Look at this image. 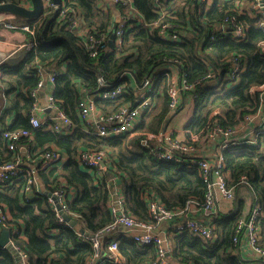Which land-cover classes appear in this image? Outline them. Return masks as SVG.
Segmentation results:
<instances>
[{
  "label": "trees",
  "instance_id": "obj_1",
  "mask_svg": "<svg viewBox=\"0 0 264 264\" xmlns=\"http://www.w3.org/2000/svg\"><path fill=\"white\" fill-rule=\"evenodd\" d=\"M98 1L101 0L69 3L81 12L86 28L102 35L117 23L112 22V9L103 10ZM132 1L133 8L116 4L122 17L128 19L119 50L116 44L113 48L106 44L96 56H91L84 39L68 28L67 19L55 10H44L40 17L29 19L31 31L27 35L33 45L26 50L23 60L17 65L0 66V90L6 97L15 94L11 109L5 112L0 109V154L6 160L13 157L2 142L1 132L5 129L32 133L36 167L45 151L55 148L64 153L67 160L62 167L40 170L38 180L45 192L59 187L61 179L67 183L69 214L79 226L58 224L45 194L23 193V179L0 187V205L8 210L9 225L23 226L24 237L19 241L27 250L31 264H88L94 248L90 242L82 241L79 233L94 235L112 222L109 201L114 177L122 184L128 210L140 219H149L147 192L154 193L169 208H183L190 200L200 203L204 200L206 184L198 168L189 163V156L181 155L177 161L158 159L137 140L131 141L129 148L124 136L102 138L81 128L79 101L85 93L100 88L99 77L111 85L123 73H132L140 83L174 60L179 62L189 82L213 73L201 88L184 96L185 100L194 98L193 115L186 126L194 133L206 131L216 119L223 126L238 125L259 107L260 94L251 89L264 84V55L259 47L264 41V30L258 27L261 16L252 10V0H213L210 5L205 0ZM242 6L245 14L241 13ZM229 16H236L244 23L245 38L237 40L228 35L211 40V34ZM156 22L175 26L178 39L162 38ZM233 58H239L245 66L243 73L234 79L229 76ZM40 66L63 69L54 86V98L76 125L71 134H61L45 126L33 128L30 123L29 114L34 105L31 92L41 80L36 73ZM125 82V93L119 100L98 99L97 106L102 112L109 114L122 105L136 106L137 92L127 79ZM163 93L155 107L142 116L141 128L158 132L171 117L165 88ZM180 108L181 104L177 110ZM10 110L16 113V119L7 127L4 116ZM216 110L219 114L212 116ZM28 142L22 138L20 143ZM85 149L106 153V169L101 175L79 163V153ZM223 154L230 185L235 189L243 186L239 181L246 176L247 188L264 211V132L256 146L232 145ZM240 216L236 212L216 220L210 238L173 230L169 238L171 259L182 264H256V260L237 252L234 245ZM260 236L264 247V215ZM111 240L106 238L105 245ZM119 249L125 258L123 264H149L156 257L153 246L141 245L125 236L120 237ZM0 264H18V260L12 250L0 248ZM102 264L115 263L103 258Z\"/></svg>",
  "mask_w": 264,
  "mask_h": 264
},
{
  "label": "built area",
  "instance_id": "obj_2",
  "mask_svg": "<svg viewBox=\"0 0 264 264\" xmlns=\"http://www.w3.org/2000/svg\"><path fill=\"white\" fill-rule=\"evenodd\" d=\"M69 1L61 0V5L57 8L51 0H43L44 10H55L61 18L67 19L68 28L84 39L91 56H96L100 50L106 47L111 34L115 35L114 45L116 44L118 50L121 49L125 25L128 19L122 17L114 27L109 28L107 33L98 35L96 32L81 26L83 22L82 14L78 9L71 6ZM112 1L114 4L133 8L132 0ZM162 1L167 3L171 0ZM9 2H15L25 8H32L31 0H0V4ZM251 3L252 10L261 16L258 27L264 30V0H252ZM155 26L158 28V34L162 38L178 39L175 26L166 22H156ZM225 26H228L226 30ZM11 27L15 28L12 25ZM22 29L27 32L31 31L29 25L22 27ZM228 35H232L237 40H242L246 36L245 25L236 16L226 17L211 34L210 38L214 41L217 38H223ZM32 45L33 43L28 44L27 46L29 47L27 48L30 49ZM259 47L264 55V41L259 44ZM232 61L229 76L234 79L243 73L245 66L239 58H233ZM162 68L163 70H161ZM162 68L137 83L136 92L138 97L135 107L122 105L118 110L109 114L102 112L98 108L97 101L98 99L108 102L119 100L125 93L127 84L125 80L128 73L120 75L117 82L111 85L105 84V81L99 77L100 88L94 93H85L79 101L78 116L80 125L88 132L102 138L124 136L129 148L132 146L131 141L137 140L158 159L177 161L181 155L189 156V163L198 168L206 184L204 200L201 203L190 200L183 208H169L154 193L147 192L145 199L149 219H140L128 210L125 195L116 183L117 177L112 178L110 184L111 198L109 201V208L113 218L112 222L93 236L79 233V238L82 241L90 242L94 248V255L88 264H102L103 258L115 264H123L125 262V258L119 249L120 237H115L120 227L124 229V235L128 239L141 245L153 246L156 249V257L149 264H182L171 259V243L160 234L158 231L159 227L165 222L176 220L173 225V230L176 233L188 231L196 236L210 238L214 223L219 219L216 216L218 202L222 200L234 201L236 198L235 186L230 185L228 174L225 171L226 164L223 151L229 146L245 143L256 146L259 135L264 132V84L251 89V92H259L260 94V104L257 111L247 114L242 123L238 125L223 126L216 119L206 131L194 133L190 129H186L190 141L180 140L176 135L177 131L169 129L166 122H164L158 132L141 128V116L155 105L156 99L164 88L168 96V107L172 113L178 109L187 93L201 88L206 78L213 77V73H209L204 78L189 82L186 78V73L177 60L171 61L170 64ZM179 69L182 71L180 72ZM61 70L60 68L44 66L37 68L36 73L41 77V80L37 88L31 92L34 105L30 111L29 118L33 128L45 126L47 129H52L61 134H71L76 125L54 98V86L63 73ZM1 76L2 72L0 69V78ZM47 85L51 86L53 90L52 92H44L46 101L45 105H43L40 92L44 91ZM217 114H219L218 110L214 111L212 116ZM243 128L248 130L244 136L241 134ZM1 137L13 157L11 160H6L0 156V187L23 179L25 180L23 193L26 196H33L36 193L45 194V191L40 188L38 172L63 161V154L56 149H49L42 154V162L36 167L34 165L36 163L33 165L28 163L29 160L35 161L32 155L34 137L30 131L5 129L1 132ZM22 138H27L29 141L24 144L28 153L26 159L16 156L18 155ZM218 139L223 142L222 148L218 153L205 155L198 151V142L203 140L213 142ZM78 159L84 168L96 171L99 175L106 169V153L103 150H81ZM239 183L247 187V177L242 176ZM49 192L51 196H47V198L53 207L57 223L70 226L63 215L67 214L70 216L67 204L69 195L67 183L61 179L59 187H55ZM193 206L203 210L209 216V221L206 224L194 217H189L188 214ZM263 215L264 211L260 203L254 198L252 212L249 216L239 217L233 237L237 252H241L243 248L261 262H264V247L260 244L261 217ZM183 217L185 218L182 219ZM10 220L8 210L0 205V226L2 230L8 229L10 231L8 242L3 248L12 250L19 264H31L27 250L20 244L21 239L24 237L23 226H11L9 225ZM108 237H111L112 240L105 245L104 240Z\"/></svg>",
  "mask_w": 264,
  "mask_h": 264
},
{
  "label": "crops",
  "instance_id": "obj_3",
  "mask_svg": "<svg viewBox=\"0 0 264 264\" xmlns=\"http://www.w3.org/2000/svg\"><path fill=\"white\" fill-rule=\"evenodd\" d=\"M206 1L209 3V5L213 2V0H206ZM99 4L103 10H106L108 8L112 9V11H111L112 16L111 17H112L113 23H118L121 20V18H122L121 12L118 11V9L116 8V4H114V2L112 0H101L99 2ZM241 13L245 14V7L244 6H242ZM81 21H82V18H81ZM29 24H30L29 19L22 18L19 16H14V15L12 16V14H10V13H0V66L5 64V63L11 64V65H17L23 60L25 53H26V50H28L27 47H29L27 45L30 44L31 42H30L29 37L27 35V31L23 30L22 27L27 26ZM11 25L15 26V28H12ZM81 26L85 27L83 22L81 23ZM227 28H228V26H225V30ZM161 68H159V69H161ZM161 70H163V68ZM61 71L63 72V69ZM179 71L181 72L182 70L179 69ZM157 72H159V71H157ZM127 81L129 83V86H131L134 90L137 91V85H138L137 83L138 82L132 73L127 74ZM52 90L53 89L51 88V86L47 85L45 90L40 92V95L42 97L41 103L43 105H45V101H46L44 92H52ZM161 94H164V93L162 92ZM0 95L2 97V98H0V109L2 108L3 112L11 109L12 101L15 99V94L11 95L9 97H6L5 94L0 90ZM159 96H161V95L159 94ZM157 102H158V100L156 99L155 104ZM153 107H155V106H153ZM193 111H194V98L189 97L187 100L183 99V102L181 103V108L174 113L172 112L169 120L165 121L166 123H168L167 125H168L169 129L177 131L176 135L180 140L190 141L189 135L186 133V129H187L186 126L188 125V123L190 122V120L192 118ZM179 112H182L181 116L179 117L178 120H176V121H174V123H172L171 118L173 116H175L176 114H178ZM143 115H144V113H143ZM142 116H141V124H142ZM4 117L6 118L5 123H6L7 127H9L10 125L13 124L14 120L16 119V113L14 111L10 110L9 112H7L5 114ZM81 128L83 130H85L84 127L81 126ZM1 130L2 129H0V131ZM247 131L248 130H246V128H243V130L241 131V134L244 136V134L247 133ZM2 142H4V141H2ZM222 143L223 142L221 139H218V140L213 141V142L203 140V141H200L197 143L198 151L201 154H205V155L216 154L222 148ZM53 149H55V148H53ZM57 151H59V150H57ZM7 152L9 153L10 151L8 150ZM4 154H5V152H4ZM62 154L64 156L63 161H60V162L50 166L49 168H47V170L54 168L56 166L62 167L63 163L67 160V156L64 153H62ZM32 155H33V152H32ZM0 156L3 157V155H1V154H0ZM16 156L26 159V157L28 156V153H27L26 146L24 144H22V143L20 144L19 150H18V155H16ZM36 161L33 162V161L29 160L28 163L30 165H33L34 163H36ZM116 183L121 188L122 184H121V182H119L118 178L116 179ZM40 188L43 189L41 184H40ZM121 190H122V188H121ZM253 205H254L253 194L249 191V189L246 186H241V187H238L236 189V198L234 201L222 200V201L218 202L217 215L216 216L220 219L222 216H225V215H228L231 213H236V212H239L241 216H249V214L252 212ZM188 215H189V217H194V218L198 219L199 221L203 222L204 224H206L209 221V216H207V214L203 210H199L195 206H193L190 209V212ZM184 218L185 217H183L182 219H184ZM175 221L176 220L165 222L158 229L160 234L163 237H166L168 240H169V238L173 232V225H174ZM121 236H125L124 235V229L122 227H120L118 229L117 233L115 234V237L119 238ZM241 254L243 256L250 258V259L256 260L257 261L256 264H264V262L257 260L250 252H246L243 248H242Z\"/></svg>",
  "mask_w": 264,
  "mask_h": 264
},
{
  "label": "water",
  "instance_id": "obj_4",
  "mask_svg": "<svg viewBox=\"0 0 264 264\" xmlns=\"http://www.w3.org/2000/svg\"><path fill=\"white\" fill-rule=\"evenodd\" d=\"M31 1H32V8H25L15 2L0 4V13H10L15 16H19V17L26 18V19L38 18L42 15L44 11L43 0H31ZM52 1L55 4V7L57 8L60 7L61 0H52ZM114 40H115V35L111 34L109 41H108L109 47L111 48L114 47ZM45 195L51 196V193L49 191H46ZM63 215H64L65 220L69 223L70 226L72 227L76 226L77 228H79V226H77L78 223L76 220H74L71 216L67 214H63ZM9 235H10V231L8 229L2 230V235L0 237V248L5 247V245L8 242Z\"/></svg>",
  "mask_w": 264,
  "mask_h": 264
},
{
  "label": "rangeland",
  "instance_id": "obj_5",
  "mask_svg": "<svg viewBox=\"0 0 264 264\" xmlns=\"http://www.w3.org/2000/svg\"><path fill=\"white\" fill-rule=\"evenodd\" d=\"M181 114H182V112H179L178 114H176L175 116H173V117L171 118V122L174 123V121L178 120L179 117L181 116ZM144 129H146V128L144 127ZM146 130H147V129H146ZM147 131H150V130H147Z\"/></svg>",
  "mask_w": 264,
  "mask_h": 264
}]
</instances>
